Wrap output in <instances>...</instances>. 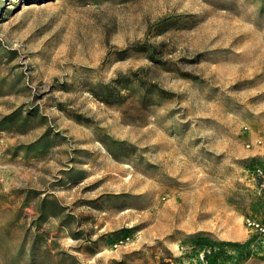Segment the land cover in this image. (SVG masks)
Segmentation results:
<instances>
[{
	"label": "rangeland",
	"instance_id": "rangeland-1",
	"mask_svg": "<svg viewBox=\"0 0 264 264\" xmlns=\"http://www.w3.org/2000/svg\"><path fill=\"white\" fill-rule=\"evenodd\" d=\"M256 167L264 0H0V264H264Z\"/></svg>",
	"mask_w": 264,
	"mask_h": 264
},
{
	"label": "built area",
	"instance_id": "built-area-1",
	"mask_svg": "<svg viewBox=\"0 0 264 264\" xmlns=\"http://www.w3.org/2000/svg\"><path fill=\"white\" fill-rule=\"evenodd\" d=\"M254 174L256 175L258 179L260 188H264V169H262L261 167H256L254 169ZM245 221H246L247 226H249L250 228H253L258 232H264V226L260 224L258 221L251 219V218H246ZM225 250L227 251V249ZM211 252H212V248L210 246H204L199 249L196 256L199 259V261L204 263L211 257L212 255ZM235 264H238V263H235Z\"/></svg>",
	"mask_w": 264,
	"mask_h": 264
},
{
	"label": "trees",
	"instance_id": "trees-1",
	"mask_svg": "<svg viewBox=\"0 0 264 264\" xmlns=\"http://www.w3.org/2000/svg\"><path fill=\"white\" fill-rule=\"evenodd\" d=\"M264 191V188H262ZM233 246L230 243H225V242H215V243H210V247L212 248V259L214 258H222V256L226 255V251H225V246Z\"/></svg>",
	"mask_w": 264,
	"mask_h": 264
},
{
	"label": "crops",
	"instance_id": "crops-1",
	"mask_svg": "<svg viewBox=\"0 0 264 264\" xmlns=\"http://www.w3.org/2000/svg\"><path fill=\"white\" fill-rule=\"evenodd\" d=\"M259 183V182H258ZM259 187H260V185H259Z\"/></svg>",
	"mask_w": 264,
	"mask_h": 264
}]
</instances>
